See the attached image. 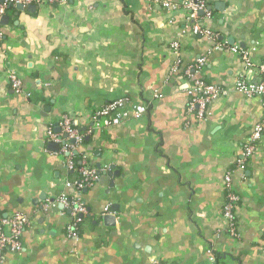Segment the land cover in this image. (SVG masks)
<instances>
[{
    "label": "crops",
    "instance_id": "obj_1",
    "mask_svg": "<svg viewBox=\"0 0 264 264\" xmlns=\"http://www.w3.org/2000/svg\"><path fill=\"white\" fill-rule=\"evenodd\" d=\"M0 1V212L32 218L22 251L3 264H209L212 254L217 264H264V135L239 162L264 103L237 90L259 75L233 51L264 62V0H205L201 33L182 0H33L23 10ZM195 79L223 90L204 120L187 111ZM119 98L146 115L99 128L96 113ZM63 117L98 173L82 191L88 212L74 240L70 210L43 207L72 196L65 185L77 179L48 139ZM228 176L237 236L224 216Z\"/></svg>",
    "mask_w": 264,
    "mask_h": 264
},
{
    "label": "built area",
    "instance_id": "obj_2",
    "mask_svg": "<svg viewBox=\"0 0 264 264\" xmlns=\"http://www.w3.org/2000/svg\"><path fill=\"white\" fill-rule=\"evenodd\" d=\"M33 0H7V4H30ZM49 0H38L44 3ZM182 5L187 13V19L193 23L195 33H201V28L197 24L200 14H206L209 17L210 12L205 0H182ZM167 9H176V6L170 2L164 3ZM206 36L211 40H216V36L210 31H204ZM235 53H240L241 58L246 62L248 71H255L258 68V77L255 79L242 77L237 81V90L249 98H259L264 103V62L255 67L250 56L234 48ZM205 60L201 59L197 62L194 69L199 71L204 66ZM192 78V74L188 73ZM10 84L17 94L23 93L22 80L17 75H11ZM188 94L190 101L187 111L195 114L197 119L204 120L211 115L210 104L221 97L223 90L216 84L206 83L203 80L195 79L191 84ZM30 96V94H28ZM148 111V107L144 104L134 103L128 98H119L108 103L104 108L100 109L95 118H99L98 127H115L121 124L137 121L143 118ZM61 133L54 134L48 132V139L53 140L61 145L60 155L64 157L68 170L77 174V179L67 181L66 188L73 192L62 194L54 201H47L44 209L58 204L64 205L70 210L72 222L68 226L67 237L76 239L79 231L82 217L87 214V206L81 198L82 191L91 188L98 180V173L90 159L83 155L80 157L79 166L77 165V154L79 146L82 144V136L75 128L74 122L70 117H63L60 121ZM264 135V117L262 121L256 125L251 135L244 144V160L239 161L242 165L248 161L255 153L257 147L262 141ZM74 141V143H70ZM78 155V156H77ZM228 191V203L224 208V216L230 225V234L237 236L236 233V214L235 208L239 202L238 194L233 190L231 177L226 178ZM32 226V218L24 213H7L0 212V264H3L5 257L10 253H19L23 249L22 236L27 229ZM209 264H217V258L212 254L208 260ZM151 264H167L158 259H153Z\"/></svg>",
    "mask_w": 264,
    "mask_h": 264
},
{
    "label": "water",
    "instance_id": "obj_3",
    "mask_svg": "<svg viewBox=\"0 0 264 264\" xmlns=\"http://www.w3.org/2000/svg\"><path fill=\"white\" fill-rule=\"evenodd\" d=\"M0 4H2V2L0 1ZM12 4H10L9 6H11ZM17 7L19 8V9H21V10H23L24 9V5H17ZM7 20H8V17H6V16H4V15H2V16H0V23H6L7 22ZM73 143H74V141H72ZM104 220L105 221H112V222H114L115 220H116V218L115 217H113V216H109V215H106V216H104Z\"/></svg>",
    "mask_w": 264,
    "mask_h": 264
},
{
    "label": "trees",
    "instance_id": "obj_4",
    "mask_svg": "<svg viewBox=\"0 0 264 264\" xmlns=\"http://www.w3.org/2000/svg\"><path fill=\"white\" fill-rule=\"evenodd\" d=\"M77 156H78V155H77ZM80 157H81V155H79V156L77 157V165H78V166L80 165V164H79Z\"/></svg>",
    "mask_w": 264,
    "mask_h": 264
}]
</instances>
